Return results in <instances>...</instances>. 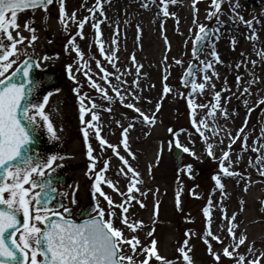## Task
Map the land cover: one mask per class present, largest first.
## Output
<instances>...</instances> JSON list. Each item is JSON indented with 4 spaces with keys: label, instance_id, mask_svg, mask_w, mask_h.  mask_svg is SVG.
I'll list each match as a JSON object with an SVG mask.
<instances>
[{
    "label": "snow or ice",
    "instance_id": "obj_1",
    "mask_svg": "<svg viewBox=\"0 0 264 264\" xmlns=\"http://www.w3.org/2000/svg\"><path fill=\"white\" fill-rule=\"evenodd\" d=\"M106 0H96L95 5L88 9L89 16H85L83 19L77 18L76 12L73 11L71 15L67 13L65 0H59V22L67 30L69 21L77 22V33L81 39L84 38L83 29L85 24L89 21V17L92 19V27L95 30V44L98 46L99 52L105 57L113 67H116V61L119 59L117 55L118 47L106 50L104 47V40L102 39L101 23L103 20L96 19V13L99 11L100 16L107 19V15L104 11L103 4ZM110 2V0H107ZM155 2V0H144L141 5L144 8L149 7L150 3ZM178 0H160V6L163 9V15L176 16V13L169 12L168 5L177 3ZM223 0H210L211 9L209 10L207 18L211 20L216 19V26L209 30V26L203 23H199L198 20L194 19L193 23L197 24L198 28L196 31L195 38L193 40L192 55L193 61L189 63L185 74L181 77V81L184 84H190V92L186 93L188 97V108L190 120L195 128L196 132L204 140L207 148L208 156L213 159H217L213 149V144L208 142V137L205 136V130L212 128V134H218L221 129L219 127H213L215 124V119L217 114L223 115L225 118H229L231 113L229 112L226 104L230 102L224 100L222 96L223 91H231L230 86L221 89L220 91L215 90L216 85L214 82V77L219 78V72L216 71L214 64L222 63L218 52L215 49V41L220 38V28L226 21L220 19V15L223 12L222 9ZM54 3V0H0V205L6 207H0V257H5L6 259H0V264H7L8 260L14 261L15 264H149L150 259L155 257L161 264H172L167 258L160 256L158 249L156 248L157 241L152 239L151 246H145L142 244L138 236H126L124 234V229L117 227L114 222V217L117 215L115 207L121 209L120 217L121 223L127 226L131 231L135 232L143 226V221L138 220L132 222L129 220L127 213L129 212L130 202L137 200L138 198L134 195V192H139V184L142 183L140 173L132 167L129 160L121 154L118 150L119 146L115 144H110L109 141L104 139L101 135V129L99 127V114L93 109L99 107L95 100H91V105H85L86 93H82L77 84V87L73 89L77 93L78 100L80 102V118L81 121L87 126L82 129L84 141L87 145V155L90 158L89 172L96 168L97 157L93 155V148L89 143V132L90 130H95V135L98 138L101 147L107 145L115 155L119 158L123 165L127 166V171L125 168H120L119 172L124 176L131 174V180L127 185V194L121 193L124 197L123 202L118 203L112 199L106 192L103 191L101 184H107L112 187L115 191L119 192V188L113 180L107 178L103 173L109 168V161H104V168L95 172L94 183L92 185L93 196L96 194L104 197L108 203L107 210L102 207L98 202L92 208L95 215L88 214L87 219L83 220L82 223H77L71 218V208L61 205L62 211L51 212L47 207V201L49 199L46 189L51 185V180L46 182H38L37 177H44L55 170V161L60 158L55 154L47 155L46 157L40 156L38 153L35 156L29 155L30 145L37 142V128H43L48 137L51 140H58L59 136L57 134V129L54 126V122L46 111V105L49 103L50 97L54 92H59L60 89L56 88L52 91H47L42 100L33 103L28 97L33 92L34 89L38 88L40 81H33L30 78V70L32 68H41L44 65L40 60L34 59L28 55V50L18 47V45L23 44L27 41L28 46H33L34 42L38 39L36 35V29L32 27L31 22L26 21L24 28L31 32V37H25L20 31L13 35V29H19L20 25L18 23V14L21 10L31 9L35 11L37 8H41L47 13L49 6ZM194 13L198 11L197 0H191ZM231 9V19L239 20L243 22L249 29L248 39L257 40L258 33L254 29L253 25L257 22L256 17L252 19L245 20L244 16L241 15L237 9L240 7L239 0H234L233 3L229 5ZM177 22L179 18L177 17ZM137 28V38H140L142 34V29L139 25ZM119 27H116L115 33L113 35L112 44L118 45V35ZM191 31V29H190ZM213 37L215 38L213 40ZM166 42H167V38ZM211 41V52L210 55L212 60H206L200 58V52L203 47L208 45ZM236 45L235 37L232 38L233 49ZM199 46V47H198ZM66 50L74 49L76 52L77 59L79 60L80 66H78L75 71L80 72L82 69L83 75L87 78L91 87L95 88L98 92L103 94V98L111 101L112 96L108 94V90L101 87V85L93 79L90 75L91 69L88 67V62L84 59L85 53L75 43V35L71 36L68 43L65 45ZM256 55L264 60V49H253ZM23 52L24 61L23 67H17L15 71L9 73V69L17 64L16 57H19ZM242 56L245 54L242 52ZM48 57L44 56L42 60H47ZM133 63L137 64L136 72L139 76L140 65L136 61L135 54L133 53L130 57ZM199 61L197 64L196 61ZM178 64L182 61L177 60ZM97 67L101 72L104 73L102 79L109 84L110 75H116L115 73H109L106 68L100 63L99 60L96 61ZM253 67L256 66L257 61L255 59H242L235 64V68L239 69L241 66L247 67L248 64ZM67 70L69 76L76 80L77 77L73 73V65H67ZM211 70V75L209 74ZM117 72L119 69L117 68ZM202 74V80L196 78V73ZM146 75V74H145ZM249 75L251 79L245 82L243 76L240 73L236 75L237 84H245L243 88V95H251V85L259 82H264L260 80V77L255 74V72L249 70ZM117 80H120V76H116ZM166 79V78H165ZM127 83V81H124ZM133 84H138V79L132 81ZM225 84L227 80L225 78ZM28 85V87H25ZM211 87L213 90V102L210 105L197 104L194 99L195 94L202 93L206 88ZM171 88L167 83L164 84L163 93L166 96L171 92ZM131 91V90H129ZM112 92L115 93L116 97L120 98L122 104L130 109H133L135 113L139 114V117H133V120L140 118L145 124L154 125L156 123L155 114H146L140 107L131 102H126L124 92L121 91L120 87L113 85ZM136 99L140 97L136 96L134 92L131 93ZM184 95V94H182ZM243 103L248 105V100H244ZM258 104H264V97H261ZM161 103L156 104V110L159 111L161 108ZM255 107V105H253ZM199 108H207L208 111L205 113L204 118L197 119L196 112ZM111 111V109H108ZM235 111V109H233ZM252 108H248V112H251ZM91 112L92 119L85 120V114ZM213 121V125L208 123V120ZM119 123V121H117ZM247 124V118L245 121V126ZM134 127L133 123H129L127 127L123 128L121 143L125 150L135 158V153L131 152L129 147V130ZM183 131V130H181ZM168 132L173 135L174 139L169 142V147L171 148L173 144L176 147L182 149L184 153H191L193 156L196 155L195 151L188 146L181 143L178 136H176V130L172 127L168 128ZM237 137H232L229 132L227 135L232 137L229 144V149L231 144L239 138V134L244 133V128L237 130ZM264 135V132H262ZM247 134L243 135L242 148H247ZM223 143V141H218ZM254 143H256L254 141ZM254 151H260L259 148H254ZM159 156L157 160H159ZM229 161L226 163L225 161ZM260 161L261 158L257 157ZM17 161H22V166L17 163ZM231 161L230 150L223 151V155L218 159L220 172L214 174L212 179L215 181L216 188L223 191L224 184L221 181V176H236L239 174L237 170H232L231 164L238 162ZM251 163V160L249 161ZM191 169V165L185 166ZM48 169V173L45 172ZM151 171V165L149 166ZM260 175H264V162L261 164V169H259ZM35 174V176L33 175ZM25 185H30L26 187ZM39 187V192H33L32 189ZM55 191V189H50ZM245 190H247V185H245ZM7 193V197H5ZM196 195L195 193H193ZM64 195H67L65 193ZM44 201V206L41 207V200ZM33 201L35 207L33 206ZM141 207H146L143 201H139ZM177 207L180 205V192H177ZM71 203H76L75 195L71 199ZM211 206L212 201L209 198L208 205L203 208V213L207 220L208 227L205 230L204 240L208 244V251L214 257L215 261L220 260V254L218 252H213L211 242L208 237H212L217 242H222L221 237L216 235L211 231ZM159 202H156L154 216H158ZM17 212H22L23 220H19L16 217ZM235 215L231 220H229L228 233L233 237V244L223 248V254L229 258H234V264H261L264 261V252H260L258 257L251 260L246 258L244 253H239L237 250L241 245H243L247 239L246 235H241L239 239L236 238L235 227L233 222L235 220ZM52 219L49 222V217ZM107 216V218H105ZM186 219H188L186 217ZM44 221L46 227L41 229L37 227L36 222ZM19 225V228L17 227ZM20 228L23 231H20ZM9 229H13V232H9ZM155 229L148 233L149 236L153 235ZM16 232H19L18 240L15 239ZM188 234L186 233V236ZM7 240L12 241L14 247H9ZM35 241V245H33ZM184 247H180L178 251L182 254V259L185 264H193L190 257V250H186V246L189 244V240L186 238L184 240ZM125 245L130 246L131 255L126 254L123 251ZM254 244L248 246V253H253ZM19 253V257L17 256ZM145 254V259L137 261L135 259L137 254ZM38 256H42L43 259H38Z\"/></svg>",
    "mask_w": 264,
    "mask_h": 264
},
{
    "label": "rangeland",
    "instance_id": "obj_2",
    "mask_svg": "<svg viewBox=\"0 0 264 264\" xmlns=\"http://www.w3.org/2000/svg\"><path fill=\"white\" fill-rule=\"evenodd\" d=\"M258 2V5H255L256 11H258L260 17H264V0H253ZM143 3L144 0H120V17L113 21L115 23L112 32L115 33L116 27L118 26L119 31V46L121 45L124 48L125 37L123 34L124 26L126 24L124 17L128 13L124 9L132 4L136 5L138 3ZM96 3V0H65V6L67 13L71 15L73 11L76 12L77 18L83 19L85 16H89L88 9L92 8ZM160 0H155V2L150 3L151 7L159 6ZM229 0H223L221 13L223 19L228 20L229 15L231 14V9L229 7ZM133 7V6H132ZM198 11L194 13L193 7L190 8V13L195 14L193 18L189 20L187 27L191 29L188 39L184 44H178V52L177 57L174 54L167 53V60L165 65L157 66L156 78L153 79L152 88L157 93V96H154L155 104L152 106L153 114H155L156 118L162 119L163 116L170 123L169 127H172L176 130V136H178L179 140L182 144L188 146L192 150L195 151L196 155L193 156L191 153L183 152V161L181 170H175V163L172 156V147H169V142L174 139L173 135L168 132V128H165L161 125L162 134L165 137L164 141V159L166 162L165 171L168 172V176L170 182L165 185L164 180L157 181L158 186L167 190V197L162 198V200L150 199L146 200L144 195H140L141 192L144 191V187L138 185L140 188L139 192H134V195L138 198L137 200H133L130 202V205H126L129 207V212L127 213L129 220L132 222L142 220L143 226L140 229H137L135 232L131 231L127 226L121 223V209L119 207H115L117 215L114 217V222L117 227H121L124 229V234L126 236L136 235L141 240L142 244L145 246H151L152 239L157 241L156 248L158 249V253L160 256L167 258L172 264H185L182 259V254L178 251L180 247H184V240L187 238L189 240V244L186 246V250H190V257L193 261V264H232L231 258L225 256L223 254V248L229 246L228 238L225 232L222 229H228L227 221L223 219H219V223L215 225H211L212 232L217 233L216 235L220 236L222 239L221 242H217L212 237H208V240L211 242L213 252H218L220 254V260L215 261L214 257L208 251V244L205 243L204 235L205 230L208 227L207 218L204 216L203 208L208 205L209 198H211L212 203L222 205V209L227 212L233 209L231 205V193H232V184L233 177H227L222 183L224 184V188L226 190L223 193H219L216 190L215 181L212 179L214 174L219 173L221 170L219 168L218 159L223 155V151H235L236 146L239 141L236 139L234 143L231 144L229 149L230 140L233 137L226 136L223 139V147L222 153L220 155H215L217 159H213L208 156V154L200 153L199 148L193 147L191 144L196 143L197 145L200 143V135L196 132L193 127L190 115L186 93L190 90V85L185 87L181 84V76L185 72L186 68L190 62L193 61L192 48H193V39L196 35L197 24L193 23V20H198L199 23H203L209 26L211 30L216 26V19L212 18L209 20L207 18L209 10L211 9L210 0H204L202 2L197 3ZM200 8V9H199ZM115 11V10H114ZM115 13V12H114ZM146 17L148 16L146 13L144 14ZM59 0H54V3L49 6L47 13L41 8L27 11H20L18 14V23L20 25L19 29H13V35H16L17 31H20L23 36L30 38L31 32L24 28V24L26 21L31 22L32 27L36 29V35L38 39L34 42L33 46H28L27 41L23 44L18 45V47L22 49L28 50V55L34 59L40 60V62L44 65L39 68L40 73L47 70L60 71L65 73V80L60 84L58 89L59 92H54V94L50 97L48 105H46V111L51 116L54 126L57 129V134L59 136L58 140H51L46 131L42 128L45 143L47 149L43 155L46 157L50 154L57 155L58 158L55 161V165H59V167H55V170L51 173H57L59 171L65 172L68 177L72 180L74 184L79 185L83 182V180H87L88 184L93 185L94 183V174L100 169L104 168V161L108 160L109 163L111 160L115 161L117 167L110 169L108 168L105 173H103L107 178L113 180L116 183V186L119 188V192L115 191L112 187L107 184L102 183L101 187L104 192H106L109 196L112 197L114 201L118 203L123 202L124 197L121 193L127 194V185L128 181H122L123 174L119 172V169L123 167L122 162L115 155L111 148L107 145L101 147L98 138L95 135V130L92 129L89 132V143L93 148V155L97 157L96 160V168L89 172V165L91 163L90 158L87 155V145L84 141L83 131L81 130L80 135L83 139L74 140L71 137L73 129V125L76 124L75 121L79 117L80 118V102L78 100L77 93L73 91L74 88L79 84L80 90L82 93H86L87 97L85 98V105H91V100H95L96 104L99 106L95 109L99 114V127L101 129L100 135L109 141L110 144L119 145V141L122 140V135L117 137V128L111 126L108 128L105 125V121L114 120L116 124L125 123L127 120L129 122H133V116L131 113L125 112V104L120 102V98L116 97L115 93L112 92V86L115 85L114 80L110 84L102 79L104 73L100 71L97 67L96 61L99 60L104 68H107V59L103 55L100 54L98 46L95 44V30L92 27V22L89 21L85 24L83 33L84 38L81 39L77 33V22L69 21L67 30L65 27L59 22ZM203 16L202 20L198 18ZM90 18V17H89ZM253 18V16H249V19ZM258 19V16H257ZM102 31V39L105 44L104 47L106 50L117 48L112 44L113 37L110 35L109 29H104L103 25H100ZM132 32L137 33L136 26H133ZM244 34V32H243ZM75 35V43L76 45L85 53L84 59L88 62V67L91 69L90 75H92L93 79H95L101 87L108 90V94L113 97L111 101L103 98V94L98 92L95 88L91 87L87 78L83 75L84 69L80 72H76L75 69L80 66L79 60L77 59L76 52L74 49L66 50L65 45L68 43V40L71 36ZM247 35H243L241 38L243 42V47L248 45L249 39ZM133 45L138 47L140 52V44L137 43L136 38H133ZM132 40V41H133ZM211 45V41L208 45L204 46L203 50L200 53V58L203 57L208 51ZM132 46V42L128 44V48ZM126 48L123 49L125 53ZM121 52V55L119 54ZM119 50L117 54L122 56L124 53ZM245 55L249 59H255L257 61L256 52L250 51L248 48L245 50ZM44 56H47V60H42ZM17 64H14L11 69H9V73L13 72L24 60L23 52L19 57H16ZM180 60L182 63H177L176 61ZM260 62V61H259ZM198 64L199 61L197 60ZM73 65V73L77 77L76 80H73L67 70V65ZM131 68L135 67V63L132 62ZM248 68V67H247ZM262 69V68H260ZM142 68L140 69V71ZM123 73V74H122ZM122 73L119 71V74L122 75V81L120 80V89L124 92V96H130L134 89V84L132 81L140 78H133L126 76V70L123 69ZM125 73V74H124ZM137 75V73H135ZM260 75V74H259ZM166 78V79H165ZM225 78L227 83L230 80L227 76H222L221 81L225 83ZM110 80V78H109ZM129 81L132 83L128 90L123 89L124 81ZM147 80V79H146ZM111 81V80H110ZM167 83L169 87L172 89L169 94V99L163 93L164 84ZM259 84H264V82H259ZM117 86V85H116ZM37 90V93H36ZM35 90V94L37 97L43 95L41 94L39 89ZM131 90V91H129ZM220 91V89H215ZM39 92V93H38ZM184 94V95H182ZM132 97V96H131ZM42 100V99H41ZM126 102H132L133 99L129 97H125ZM161 103V108L159 111L156 110V104ZM207 102L200 103L206 104ZM108 109H111L109 111ZM142 109V108H141ZM264 111V104L260 107H255L251 112L246 114L247 118V127L251 125H255L256 122L262 117ZM104 117V118H103ZM85 120H91V112L85 114ZM243 120V119H242ZM241 120V121H242ZM119 121V123H117ZM243 122V121H242ZM239 122L238 124H241ZM243 124V123H242ZM230 128L235 126V123L232 119L229 118ZM87 127L84 123H82V129ZM160 128V127H158ZM183 130V131H181ZM110 132V135L107 133ZM232 134V133H231ZM140 147H143L141 144ZM118 148V150H119ZM121 151V150H119ZM124 154H128L129 158H133L128 152L123 151ZM133 153V152H132ZM238 156H244L243 152L238 151ZM125 156V155H124ZM126 157V156H125ZM158 154L157 151H154L150 156V162L155 166L159 162L157 160ZM144 158H141V162H143ZM246 159H249L246 156ZM72 164H75L74 169ZM191 165V169L186 168V165ZM68 167V168H67ZM158 167H154V171L159 172ZM234 170V169H232ZM45 172L48 173V169H45ZM240 175H244V170H238ZM148 173V168L142 167V174L145 176ZM50 174V173H48ZM35 176V174H33ZM121 176V177H120ZM40 177H37V180ZM116 180L118 182H116ZM165 185V186H164ZM26 187H30V185H25ZM89 189V188H88ZM33 192H38V189H32ZM180 192V205L177 207V192ZM195 193L196 195H194ZM217 194V196H216ZM96 202H98L102 207L106 210L108 208V203L104 199V197L96 194L95 196ZM139 201H143L146 207H141ZM156 202H159L158 207V216H154L155 205ZM213 204V205H214ZM34 205V201H33ZM186 217L188 219H186ZM107 218V216L105 217ZM37 227H41V222H36ZM155 229L152 236H149L148 233ZM186 233L188 234L186 236ZM123 251L126 254L131 255L130 246L125 245ZM135 259L137 261H141L145 259V254H137ZM149 264H161L155 257L150 259Z\"/></svg>",
    "mask_w": 264,
    "mask_h": 264
},
{
    "label": "bare ground",
    "instance_id": "obj_3",
    "mask_svg": "<svg viewBox=\"0 0 264 264\" xmlns=\"http://www.w3.org/2000/svg\"><path fill=\"white\" fill-rule=\"evenodd\" d=\"M88 1V0H84ZM204 0H197V3L202 2ZM230 3H233L234 0H229ZM240 7L237 11L244 16V19L247 20L249 16L256 17L257 22L253 25L254 29L258 33V39L253 41L249 39V43L247 46L244 45L241 40L243 35L249 34L248 27L239 20L231 19V14L229 15V19H223L222 15H220V19L226 21L225 24L220 28V38L215 41V49L218 52L222 63H215L214 67L217 72H219V78L214 77V82L216 85V89H225L230 86L231 91H223L222 96L225 101H228L230 98V102L226 104L229 112L231 113L230 119L233 120L235 126L230 128L229 118H225L223 115L217 114L215 119V124L213 125V121L211 119L208 120L210 125L213 127H219L221 131L213 135L212 128L205 130V136L208 137V142L213 144V149L215 155H220L222 153L223 143H219L218 141H223V139L228 136L227 133H232L233 137H237V130L240 128H244V133L239 134L238 145L236 146L235 151L230 152L231 161L238 162L232 163L231 167L234 170L243 169L244 175H236V176H221V181H224L227 177H233L232 184V193H231V205L233 207L232 210L225 212L221 207L222 205L212 203L211 206V225H215L219 223V219H223L227 221L229 226V220L232 219L233 214L235 215V220L233 225L235 227L236 238L239 239L241 235H246L247 239L243 245L239 247L237 250L239 253H244L248 260H251L255 257H258L260 252H264V175H260L259 169H261V164L264 162V111L262 117L256 122L255 125H251L250 127L245 126L246 114H248V108L260 107L263 104H258L257 101L264 97V84H256L251 85V95H243V88L245 84H237L236 75L237 73L242 74L243 80L247 82L251 79L249 75V70L255 72L257 76L260 77L261 81H264V60H261L260 57H257V64L253 67L250 63L247 67L241 66L239 69L235 68V64L242 59L248 60L249 58L241 53L245 54V50L248 48L250 51L255 52L253 49H264V17H260L258 11L255 9V5H258V2L253 0H239ZM120 0H110V2H106L103 4L104 11L107 15V19H104L100 16L99 11L96 13V19L103 20L104 29H109L110 35L113 37L112 28L115 23L113 20L119 18L120 16ZM143 3H138L136 5H129L124 10L128 13L124 17L125 26L123 30L124 37L126 39L124 48H126L125 53L123 52L122 46L118 48L124 54L118 57L119 59L116 61V67H113L112 63L107 61V68L109 73H115L116 75H110L109 78L111 82L116 79V76H120V80L122 81V75L117 72V68L122 73L123 69L126 70L127 77L140 78L141 81L138 84H134L133 92L136 96L140 97L136 99L134 96L130 95L125 97H129L133 99L132 102L136 104V106L142 108V110L149 115L153 114L152 106L155 104L154 96H157V93L152 88L153 79L156 78L157 66H164L166 63L167 53L174 54L177 57L178 52V44H184L188 39L190 34V29L187 27L189 20L195 16V14L190 13V8L192 7L191 0H178L177 3L169 4L168 10L169 12L176 13V16H167L163 15V9L160 6L144 8L142 7ZM133 6V7H132ZM200 9V8H199ZM115 10V11H114ZM115 12V13H114ZM147 14L146 17L144 14ZM258 16V19H257ZM177 17L179 18V22H177ZM92 22L91 17L89 18ZM199 20L203 19V16L198 18ZM252 19V18H251ZM139 25L142 29V34L140 38H137V33L132 32L133 26ZM244 32V34H243ZM136 38L137 43L140 44V52L136 46L133 45V38ZM119 37V35H118ZM117 37L118 41L119 38ZM235 37L236 45L233 49L232 46V38ZM167 38V42L166 39ZM215 38L213 37V40ZM133 40V41H132ZM132 42V46L128 48V44ZM116 47V45L114 46ZM211 45L206 52V54L201 57V59L212 60L213 58L210 55ZM135 54L136 61L142 65V70L138 74L135 75L137 64L135 63V67L132 69L131 65L132 60L130 57L132 54ZM121 55V52L119 53ZM260 61V62H259ZM262 68V69H260ZM123 74V73H122ZM125 74V73H124ZM146 74V75H145ZM209 74L211 75V70H209ZM260 74V75H259ZM222 76H227L230 80L229 83L225 84L221 81ZM196 78L202 80V74L197 72ZM147 79V80H146ZM120 80L115 81V85L120 86ZM124 81V80H123ZM132 83L127 81L125 85L123 84V89L128 90V87ZM191 90V88H190ZM190 90L188 92H190ZM187 92V93H188ZM132 96V97H131ZM167 99H169V94L166 95ZM187 97V95H186ZM195 102L197 104L207 102L205 105H210L213 102V90L211 87L206 88L202 93L194 95ZM244 100H248V105L243 103ZM188 102V97H187ZM255 105V107H253ZM235 109V111H233ZM208 111L207 108H199L196 112V118L201 119L204 118L205 113ZM125 112H129L134 117H139V114L135 113L133 109H130L125 104ZM104 118V117H103ZM243 119V120H242ZM243 122H242V121ZM242 122L241 124H238ZM129 123H133L134 127L129 130V147L131 152L135 153V158H129V155L124 154L123 151L128 152L124 149L121 141H119L121 154L125 155L129 160V163L132 165L134 169H136L141 176L142 183L140 186L144 187V191L140 193L146 200L154 199L162 200V198L167 197V190L158 186L157 181L164 180L165 185L170 182L168 172L164 170L166 169V162L164 159V141L165 137L162 134L161 125L165 128H169L170 123L166 118L158 119L156 118V123L154 125L145 124L140 118L133 120V122H129L127 120L125 123L116 124L114 120L105 121V125L110 128L113 126L117 128V137L122 135L123 128L127 127ZM160 127V128H158ZM110 135V132L107 135ZM247 134V148H242L243 144V135ZM254 141L256 143H254ZM141 144L143 147H140ZM193 147L199 148L200 153L206 154V144L204 140L201 138L200 143L197 145L196 143L191 144ZM254 148H259L260 151H254ZM154 151H157L159 158V162L155 166L150 162V156ZM243 152L244 156H238L237 152ZM223 154V153H222ZM248 156L249 159H246ZM257 157H260L261 160L258 161ZM141 158L143 162H141ZM251 160V163L249 161ZM229 163V161H225ZM151 165V171L149 170V166ZM117 167L115 161L111 160L109 163V168L113 169ZM142 167L148 168L147 175L142 174ZM154 167H158L159 172L154 171ZM123 168L127 171V166L123 165ZM121 177V176H120ZM122 181L131 180V174L128 176H123ZM116 182H118L116 180ZM164 185V186H165ZM245 185H247V190H245ZM216 190L221 194L226 188L221 191L216 188ZM217 196V194H216ZM209 200V199H208ZM214 204V205H213ZM209 219V218H207ZM211 231H213L211 229ZM223 232L227 235L229 246L233 244V237L228 233L227 229H222ZM215 233V232H213ZM217 234V233H215ZM222 240V239H221ZM222 243V242H221ZM250 244H254L253 253H248V246ZM232 264H234V258H231ZM264 264V261L261 262Z\"/></svg>",
    "mask_w": 264,
    "mask_h": 264
},
{
    "label": "flooded vegetation",
    "instance_id": "obj_4",
    "mask_svg": "<svg viewBox=\"0 0 264 264\" xmlns=\"http://www.w3.org/2000/svg\"><path fill=\"white\" fill-rule=\"evenodd\" d=\"M36 89H39L41 94H44V92L47 91V89L43 83H40L39 87ZM35 90L33 92L34 98H32L33 103L39 102L42 99V96H40V97L36 96ZM36 93H37V90H36ZM37 131L42 136V133H41L43 131L42 128H37ZM78 131H75V132L72 131L73 138H75V139L77 138V135L79 133ZM68 167H72L74 169L75 164H72V166H68ZM58 175H61V173H59ZM64 180H65L64 184H62V185H59V184L50 185L49 188L46 189V190H50L53 188L55 189V191H53L54 192V199L51 201V203L49 205H47V207L49 208V210L51 212L62 211L61 205L70 207L72 210L71 211V218L73 220H76L77 215L80 213V210L87 206L88 194L90 192L89 191L90 190V184H88V181L86 179L83 180V182L80 183L79 185L74 184L72 182V180L65 175H64ZM38 182H45V179L43 178L41 180H38ZM36 188L39 189V187H36ZM65 193H67V195H64ZM7 195L8 194L5 193V197H7ZM73 195H75L76 203H71V199H72ZM1 206L6 207L4 205H1ZM17 214L21 217V220H23L22 212H17ZM40 222H41V227H39V228L43 229L44 221H40ZM20 231H23V229L21 228ZM18 237H19V232L16 233L14 238L18 240ZM33 245H35V241H33ZM7 264H15V262L10 261Z\"/></svg>",
    "mask_w": 264,
    "mask_h": 264
},
{
    "label": "water",
    "instance_id": "obj_5",
    "mask_svg": "<svg viewBox=\"0 0 264 264\" xmlns=\"http://www.w3.org/2000/svg\"><path fill=\"white\" fill-rule=\"evenodd\" d=\"M199 47V46H198ZM23 67V63H22V65L20 66V68H22ZM30 73H31V75H30V78L33 80V81H36V77H37V68H32L31 70H30ZM62 79V74H60V73H57L56 75H50V76H48V77H44V81H45V83L47 84V85H55L58 81H60ZM184 84V83H183ZM185 86H187L188 84H184ZM25 87H28V85H26ZM28 99H30V96L28 97ZM30 147V149H31V151H29V155H32V156H34V155H36L38 152H39V149H40V147H41V143H40V138L38 137V139H37V142L35 143V144H33V145H30L29 146ZM173 157H174V160H175V163H176V169L178 170V169H180V167H181V162H182V151L178 148V147H176L175 145L173 146ZM17 162H19V161H17ZM47 195H48V197H49V199H48V201L50 200V199H52V194H50V193H47ZM47 201V202H48ZM44 204V201H43V199L41 200V205H43ZM91 211H92V208L90 209ZM90 212V211H89ZM89 212L87 211V213L89 214ZM87 215H85V212L84 213H82V214H80L79 215V218H82V217H86ZM52 219H54V218H52ZM52 219H49V222L52 220ZM19 225H17V227H18ZM47 226V225H46ZM9 232H13L14 230L13 229H9L8 230Z\"/></svg>",
    "mask_w": 264,
    "mask_h": 264
}]
</instances>
